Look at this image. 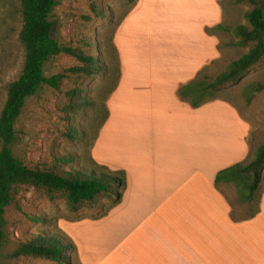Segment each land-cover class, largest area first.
Instances as JSON below:
<instances>
[{"label":"crops","instance_id":"1","mask_svg":"<svg viewBox=\"0 0 264 264\" xmlns=\"http://www.w3.org/2000/svg\"><path fill=\"white\" fill-rule=\"evenodd\" d=\"M220 24L224 13L212 27ZM117 50L119 80L90 156L110 172H124L127 186L105 217L64 221L79 263L105 264L119 253L133 264H264V199L255 215L245 201L237 218L221 186L232 181H217L220 172L250 159L252 123L230 105L194 108L180 98L179 89L204 69L197 54L180 50L166 71L127 74Z\"/></svg>","mask_w":264,"mask_h":264},{"label":"rangeland","instance_id":"2","mask_svg":"<svg viewBox=\"0 0 264 264\" xmlns=\"http://www.w3.org/2000/svg\"><path fill=\"white\" fill-rule=\"evenodd\" d=\"M56 1L51 16L55 39L62 46L81 49L96 57L102 69L96 77L76 76L67 72L80 65L73 57L60 55L47 62L46 77L59 73H64L66 77L58 89L43 86L36 96L29 98L16 122L17 141L13 147L14 152L29 166H50L56 158L73 157L75 163L72 167H93L90 143L104 122L106 99L119 80L117 47L121 51L127 74L130 71H166L175 64L173 60L179 56L180 50H187L192 56L197 54L194 60L199 65L204 63L202 72L208 82H213L228 69L230 63L248 51L237 46L233 34H211L208 31L222 13L224 25L229 28L246 23L245 15L249 6L238 4L236 0H138L133 7L129 0ZM22 26L20 1L0 0V113L6 100V86L19 77L24 65L25 51L19 41ZM118 29L120 31L115 40ZM86 42L89 46H86ZM215 55L221 57L208 66L207 60H213ZM263 81L264 63L251 70L238 83L214 95L216 99L213 102L232 106L238 118H245L253 125L249 138L250 159L244 165L254 160L259 146L264 142V90L251 92L252 86ZM73 90H81L88 103L77 116L66 111L72 101L70 92ZM221 110L223 114L225 110ZM72 125L79 130L80 141L72 142L65 136ZM221 186L229 192L235 205L234 215L240 217L238 210L245 202L242 183L234 180L229 185ZM262 198L264 169L261 184L248 212H256L258 201ZM101 213V210L88 209L75 213L68 208L64 199L52 202L42 193L22 187L16 196V203L6 212L7 243L0 251V263L58 264L31 257L11 259L10 255L34 235L51 233L67 236L65 231L68 225L64 221L93 220ZM34 218H44L48 222L38 223ZM92 247H95V258L99 259L102 250L100 245ZM109 260L105 264L113 261L115 264H133L132 260L119 253ZM70 261L71 264H80L75 255H71Z\"/></svg>","mask_w":264,"mask_h":264},{"label":"trees","instance_id":"3","mask_svg":"<svg viewBox=\"0 0 264 264\" xmlns=\"http://www.w3.org/2000/svg\"><path fill=\"white\" fill-rule=\"evenodd\" d=\"M19 1L23 19L19 41L25 51L24 65L19 77L6 86V100L0 113V251L7 243L5 218L7 209L16 203V196L22 187L32 188L52 202L64 199L68 208L75 213L82 209L101 210L102 213L93 218L98 220L121 203L127 186L124 172H110L96 164L91 156L93 167L84 169L72 167L75 163L73 157L56 158L50 166L39 167L27 165L15 154L13 148L17 141L15 126L27 100L36 96L43 86L58 89L66 77L64 73L46 77L45 66L51 58L66 55L77 59L80 65L67 70L76 76L96 77L100 75L102 69L96 57L81 49L62 46L55 39L51 16L57 5L56 0ZM137 1L129 0L132 7ZM236 2L249 6L245 15L246 23L234 28L220 24L208 31L211 34H233L237 39V46L248 51L230 63L228 69L219 74L213 82H208L207 76L201 73L194 81L179 89L180 98L194 108L215 100L214 95L217 91L238 83L251 70L264 63V0ZM86 46H89L88 42ZM114 51L116 52L115 47ZM263 90L264 81L251 88V92L259 93ZM70 97L72 101L66 111L77 116L82 107L88 104L87 100L83 98L81 90L71 91ZM97 134L98 132L90 143V150ZM65 136L72 142L80 141L79 130L73 125L68 128ZM67 166L70 168L67 169ZM263 169L264 142L259 146L253 161L247 165L237 164L220 172L217 181L239 180L242 183L243 199L252 201L261 184ZM34 219L38 223L48 222L44 218ZM71 255L78 258L77 248L67 236L43 233L21 243L11 253L10 258L31 257L58 264H71Z\"/></svg>","mask_w":264,"mask_h":264}]
</instances>
